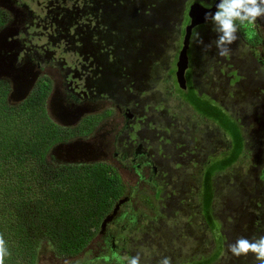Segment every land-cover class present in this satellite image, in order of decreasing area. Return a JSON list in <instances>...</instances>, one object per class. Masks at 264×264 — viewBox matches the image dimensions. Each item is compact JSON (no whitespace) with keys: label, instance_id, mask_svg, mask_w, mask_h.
Wrapping results in <instances>:
<instances>
[{"label":"flooded vegetation","instance_id":"1","mask_svg":"<svg viewBox=\"0 0 264 264\" xmlns=\"http://www.w3.org/2000/svg\"><path fill=\"white\" fill-rule=\"evenodd\" d=\"M218 1L0 0L3 23L0 30L4 32L8 45L4 51L6 58L13 61L19 73L25 75L26 83L23 85L34 86L33 89L40 83L51 85L48 111L66 124L53 120L65 131L62 142L54 146L48 155L50 163L58 167L99 164L112 169L122 180L123 195L105 218L112 217L111 221L105 226L103 221L98 233L78 256L58 258L53 254L57 260L65 264H77L82 258L81 264H92L93 261L103 264L98 258L105 254L111 255L113 250L119 251L121 255L134 256L130 248L132 244L141 246L144 235H149L157 226L161 228L167 222L175 224L168 219L167 208L168 211L171 207L183 206L184 209L183 201L194 190L199 199L201 168L209 164L211 154L220 153L224 148L215 149V145L209 141V135L218 133L215 138L220 137L223 144L224 140L225 144L231 141L218 122L203 118L200 110H210L220 118L225 114L230 115L234 124L241 127L240 121L227 107L226 95L231 96V92L226 93L222 88L220 98L219 92L213 90V84L224 82L225 75L229 85L239 84L242 80L239 70L232 71L237 68L232 62L234 56L218 55L212 43L217 33L210 20L194 28L190 48L196 33L201 35L203 41L211 43L212 47L201 50L205 45H195L196 51L192 54L189 48V65L182 87L177 75L186 34L184 24H191V10L196 7L193 13L194 18H198ZM156 15L164 16L161 24L171 23L173 42L176 44L181 41L182 46L180 48L177 44L179 52L176 50L170 57L164 55V59H169L167 71L170 91L164 93L169 103L163 99L161 103L154 101L149 104L148 101L154 96L145 94L154 86L150 81H155L152 75L155 70H149V63L153 64L154 58L162 57L163 53L150 50L147 57L141 54V50L144 51L148 42L159 44L166 40L158 32H155L154 40L152 29L147 27L149 20ZM248 32L249 37L239 27L238 39L231 45L236 49L241 45V49L248 50L256 60L259 71L264 74V18L249 26ZM67 52H70L69 57L65 59ZM209 55H213L217 63L210 67L211 75L206 65L202 64L203 60L209 61ZM147 58L150 59L149 63ZM141 63L147 64V78L137 72L136 67L142 66ZM128 65H131L130 69ZM260 76V81H263L262 74ZM2 80L9 81L7 78ZM175 82L177 88L174 89ZM109 84L117 90L124 89L130 93L134 90L135 98L117 100L110 97ZM145 87L148 88L145 90ZM261 93L264 96V89ZM170 101L178 104L175 108L179 109L181 105L188 110L189 119L194 118V126L173 112L174 104ZM213 106L220 111L213 109ZM147 121H151L150 128L157 143L144 138V124ZM208 128L214 133H209ZM174 131H180L181 139L175 140L171 136ZM193 132L199 134L194 135ZM244 150L247 152L246 140ZM204 160L205 163H202ZM189 167L190 174L194 172L196 182L189 186L185 195L184 191L177 190L176 176L184 181ZM261 182L264 185V168ZM174 197L179 206L169 203ZM199 205L193 204L190 213L197 216L201 228L205 226L208 229L209 223L205 216L202 217ZM155 212H159V215ZM212 212V215L217 216L214 209ZM140 214L143 217L142 225H139ZM184 217L187 218L175 216L174 220L177 222L175 218H178L181 221Z\"/></svg>","mask_w":264,"mask_h":264},{"label":"trees","instance_id":"2","mask_svg":"<svg viewBox=\"0 0 264 264\" xmlns=\"http://www.w3.org/2000/svg\"><path fill=\"white\" fill-rule=\"evenodd\" d=\"M1 19L0 13V27ZM51 92V85L40 83L25 100L10 103L12 84L0 81V233L11 253L5 264H38L44 249L58 258L78 256L123 195L122 180L109 167H58L48 162L65 131L49 114ZM200 114L218 122L231 138L220 152L225 159L202 169L199 206L213 238L216 229L210 218L216 189L245 155V136L230 115L220 118L210 110ZM221 255L216 242L210 256L186 264H216ZM145 257L141 264H146Z\"/></svg>","mask_w":264,"mask_h":264},{"label":"rangeland","instance_id":"3","mask_svg":"<svg viewBox=\"0 0 264 264\" xmlns=\"http://www.w3.org/2000/svg\"><path fill=\"white\" fill-rule=\"evenodd\" d=\"M163 19L164 16L156 15L153 19L149 20L150 24L147 25V27L150 28L149 30L152 29L154 33L153 39L155 32H158V34L166 38L165 42L159 44L148 42L144 47V51L141 50V54L144 53L147 57L149 56L150 50H153L154 52L158 51V54H160V52L163 53L162 57L159 56L158 59H152L153 64L149 63V58L146 59L151 67L149 70L152 71V68L155 70V73L152 74L155 78V81H150V84L154 86L145 94L148 96H154V99L148 101L149 104L154 101L161 103L163 102V99L169 103V100L164 96V93H168L167 91H170V89L168 90V83L170 82V79L168 78L169 74L167 71L169 59H164V55L170 57L172 53L178 50L177 44L180 46V48L182 46L181 41L176 44L173 42L172 36H174V30L171 27V23L168 22L161 24ZM184 25L185 28H187L188 25ZM239 27L243 32L246 33L247 37L250 36V33L248 32V25ZM5 37L6 36L4 32L0 30V44H4ZM203 42V44H198L197 42L195 44V38H193L189 52L192 54L196 51L195 45L201 47L202 45L208 44L207 41ZM175 47L177 49H175ZM230 47V58L232 54L234 56L232 62L237 65V68L232 71L239 70L238 73L241 78L240 80L242 81L236 85H229L227 75H225V81L222 83L219 82L218 84H213V90L214 92H219L218 94L220 98V92L222 88L226 93L229 91L231 92V96L227 94V97L224 95V98L226 97L228 110L235 115L237 120L240 121L239 123L242 127L246 140L247 152H245V155L236 164L234 169H231L229 172L224 174L222 178H220L218 188L219 191L215 199L214 208L217 216L211 215L212 219L210 218L211 221L209 220L211 225L216 229V231L213 233V238L209 232L210 230H208L205 226L201 228V226L197 223V216L193 213H190L192 210V205H198L200 203L197 191H191V195L188 197V199L183 201L184 209L183 206H180L179 208L169 207L171 209L170 211H168L167 208V217L175 224L167 222V224L163 225L161 228L160 226H157L158 228L150 231L149 235H144L145 241L143 238L141 239V246L136 247L133 244L130 246L134 256L137 253H139L141 257L142 255L146 256V264H158L159 260L164 257L170 258L171 264H186L193 260L198 261L206 256H210V254L215 249L216 242L217 248L222 252L221 257L216 264H258L251 254H249L247 257H233L227 252V246L229 244L235 243V241L241 237L253 239L264 236V185L261 182L262 170L264 168V100H261V98L264 97L261 93V90L264 89V74L259 71L260 68H258L259 66L256 60L250 56L251 53H249L248 50L241 49V45H239L237 49L232 45H230ZM204 49L205 48H201V50ZM67 53L68 54L64 55L65 59H68L69 57L70 52ZM208 60V62L207 60H203L202 64L206 65L208 74L211 75L210 67L217 65V63L216 59H213V55H209ZM127 62L132 63L130 60ZM141 65L142 66L140 67H136L138 69L137 72L143 78H147L149 76V70L146 67L147 64L141 63ZM130 66L131 65H128L129 69ZM224 66L227 67L225 63ZM226 72L231 71L226 70ZM260 74L263 76V81H260ZM228 76L230 75L228 74ZM20 85L21 86H15V93L13 96L10 95L9 98L10 103H17L25 100L27 97H29L34 87L22 85V83H20ZM109 87V96L114 99L131 100L135 98L136 94L134 90L132 93H130L124 89L117 90L112 84H109ZM147 88L148 87H145L144 89L146 90ZM173 88H177L176 82ZM28 89L29 91H27ZM153 92L157 94H152ZM170 102L174 104V108L176 105H178L175 102ZM94 105L97 106L96 104ZM184 109L180 105V108H175L173 112L177 113L178 116L183 117L185 122H189L191 126H194V118L189 119L188 110ZM150 123L151 121H147L146 124H144L143 134L146 140L154 142L157 139L155 136L153 137V131L150 128ZM241 127L236 124V129L239 130ZM212 129H214V127ZM212 129H209V133H214ZM197 133L199 134V132H193L194 135ZM217 134H210L209 141L215 145V149H222L223 147L225 148V140L224 144L221 143L223 141H221L220 137L215 138ZM171 136L175 137V140H178L181 139L180 136L182 135L180 131H174ZM194 144L195 142L192 143V145ZM225 157V153L211 154L208 160L209 165L206 168H210L213 164L219 165V163L222 162ZM198 158H200V156ZM48 162H51V160L49 161L48 159ZM202 163H205V160L202 161ZM190 169L191 168L189 167V169L186 170L185 176L187 175V178L185 177L184 181L180 180L181 177L176 176L177 190L184 191L185 195L189 191V186H192L196 182L194 172H191L190 174ZM213 193H215V191H213ZM169 203L179 206L176 197H174V200L170 201ZM155 213L156 215H159V212ZM175 216L178 218L181 216H187V218L184 217V219L181 221L178 218H175L178 222L177 223L174 220ZM142 218L143 217L140 214L139 225L143 224ZM131 235L134 236V234ZM40 257L41 259L39 264H65L63 261H59L54 258L53 253L46 249L43 250ZM89 259L90 256L88 260ZM81 260L82 258L77 264H81ZM96 264L101 263L97 262Z\"/></svg>","mask_w":264,"mask_h":264},{"label":"clouds","instance_id":"4","mask_svg":"<svg viewBox=\"0 0 264 264\" xmlns=\"http://www.w3.org/2000/svg\"><path fill=\"white\" fill-rule=\"evenodd\" d=\"M260 18H264V0H219L214 13H205V20L211 21L213 30L217 33L214 42L219 56L230 54V45L237 39L238 26H251ZM198 44H203L199 33L195 34ZM212 44L205 45L210 49ZM227 252L233 257H247L251 254L258 264H264V236L259 238H238L235 243L227 246ZM11 255L4 235L0 233V264H5L6 258ZM103 264H141V256L121 255L119 251L113 250L111 255H102L98 258ZM95 264V261L92 262ZM158 264H171L168 257L159 260Z\"/></svg>","mask_w":264,"mask_h":264},{"label":"water","instance_id":"5","mask_svg":"<svg viewBox=\"0 0 264 264\" xmlns=\"http://www.w3.org/2000/svg\"><path fill=\"white\" fill-rule=\"evenodd\" d=\"M219 3V1L217 2V4ZM216 4V5H217ZM216 5L212 8L209 9L207 11H203V13L198 17V18H194V13L196 10V7H194L191 10V14L193 15L192 18V22L191 24L186 28V34L184 37V42H183V48L180 52V61L178 64V77H179V83L181 85V87L183 86V84L185 83V72L188 69V65H189V59H188V51L190 48V42H191V37L193 34V30L194 28H196L197 25L205 22V13H214L216 11ZM8 48V45H6V40L4 42V44H0V80L2 78H7L10 79L9 81L12 83V93L11 96H13V94L15 93L16 87L15 86H21L20 83H26L25 82V75H22L21 73H19V71L14 67V63L13 61L9 60L6 58L5 56V49L4 48ZM12 78V80H11ZM184 81V82H183ZM29 91V89L27 90ZM26 91V92H27ZM29 94V93H28ZM50 110V109H49ZM49 114L51 116V118L55 121L58 122L59 124L62 125H66L65 123L61 122L57 116H55L54 114H52L51 111H49ZM110 217L109 219L104 220L105 222L103 223V226H105L107 223H109L111 221Z\"/></svg>","mask_w":264,"mask_h":264}]
</instances>
